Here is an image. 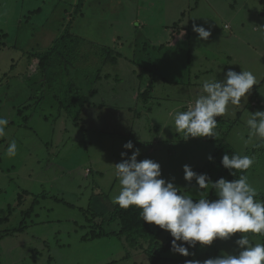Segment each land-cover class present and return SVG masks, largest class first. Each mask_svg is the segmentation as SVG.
Segmentation results:
<instances>
[{"label":"rangeland","instance_id":"1","mask_svg":"<svg viewBox=\"0 0 264 264\" xmlns=\"http://www.w3.org/2000/svg\"><path fill=\"white\" fill-rule=\"evenodd\" d=\"M77 2L0 0V117L9 121L0 137L2 264H150L148 242L90 238L102 222L105 232L119 231L108 220L121 190L115 165L135 148L138 161L158 162L161 178L197 201L200 190L195 179H184V166L198 173L226 136L240 156L254 158L246 176L257 190L255 199L264 196V139L250 136L246 123L252 113L264 111V0H87L76 14ZM69 23L84 40L79 66L71 69V79L58 69L47 82L28 54L46 51ZM194 23L211 30L208 40L198 39ZM97 45L120 54L119 62L105 64ZM229 69L252 72L258 84L217 117L226 122L215 130L219 138L185 140L175 131V115L195 104L205 81H222ZM99 71L111 77L97 80ZM61 81L82 90L93 105L78 126L76 111L67 114L63 96L54 98L66 90ZM151 83V99L141 101L138 93ZM13 140L17 153L9 157ZM128 141L134 149L123 147ZM217 173L207 175L215 181ZM213 191L209 187L203 195L209 198ZM244 235L205 246L197 242L187 257L170 250L160 264L238 255L235 241ZM246 235L253 245L264 244L262 234ZM171 237L165 230L157 243Z\"/></svg>","mask_w":264,"mask_h":264},{"label":"clouds","instance_id":"2","mask_svg":"<svg viewBox=\"0 0 264 264\" xmlns=\"http://www.w3.org/2000/svg\"><path fill=\"white\" fill-rule=\"evenodd\" d=\"M193 32L198 39L208 40L211 30L202 25L193 24ZM258 84L255 75L250 71L236 72L229 69L225 79L205 81L203 93L190 105L187 111L175 115V131L183 133L184 139L197 137L219 138L215 131L217 117H221L229 104L239 105L242 98ZM249 135L264 139V111H256L246 121ZM9 124L6 118L0 117V137ZM247 142V141H245ZM125 149H134L132 141L126 142ZM7 155L14 157L17 144L13 140L7 147ZM140 149L135 148L128 159L115 165L121 190L113 197V203L121 208L137 206L142 209L143 221L158 225L168 231L174 238L172 250L185 257L190 255L189 247L211 245L216 239L227 240L232 234L244 233L235 243L241 249L238 255L223 253L203 262L188 260L186 264H264V244H252L247 233L264 235V202L256 200L257 190L250 185L246 175L228 181L220 178L212 181L207 174H198L189 165L184 166V179L196 180L201 198L194 202L191 196L181 195L173 182L162 177L161 165L151 159L138 161ZM122 157L127 153L122 152ZM212 161L214 157L209 156ZM222 165L236 175V170L246 172L254 164V158L244 155L225 154ZM214 189L217 199L209 200L203 195L205 189ZM182 242V243H178ZM187 244L188 246H184Z\"/></svg>","mask_w":264,"mask_h":264},{"label":"trees","instance_id":"3","mask_svg":"<svg viewBox=\"0 0 264 264\" xmlns=\"http://www.w3.org/2000/svg\"><path fill=\"white\" fill-rule=\"evenodd\" d=\"M87 0H78L77 5H75V13L81 12L82 7L84 6V3H86ZM184 16V14L182 15ZM173 27H178V24H174ZM71 23L68 24V26H65V29L61 33V35L55 39L51 45L46 51L40 52V53H29L28 58L31 60H35V64H37L36 71L45 79H47V82L50 78L55 79L53 76L54 72L56 76L59 74L58 69H61L60 76L64 75L66 79H71V69H76L75 63L77 64L79 62V49L82 45H84V40L80 37L74 35L71 30ZM90 45V44H89ZM96 47V46H93ZM97 48L102 51V56L104 58V63H110L113 65H116L119 62V59L121 56L120 54H116L114 50L111 48H107L105 46H98ZM147 66V65H146ZM35 70V69H34ZM145 71L150 72L147 67L144 68ZM55 76V77H56ZM111 77L109 75H106L105 77L101 76V71H99V74L97 76V80H101L104 78ZM42 81V80H41ZM63 81L59 82V86L61 87V90L65 89L66 87L63 85ZM44 83L42 84V86ZM154 86L153 83H151L145 90H142L138 93V97L141 101H148L151 99V92L153 91ZM63 98H60L62 97ZM91 96V95H90ZM57 100H64L65 104L61 101V106L66 105L65 109L67 110V114L72 111H76L73 120L76 121L75 125L78 126L79 122L82 121V115L83 113L91 108V102L89 101V97L82 92V90L74 89V86L71 85V87L64 91V93L60 96H54ZM44 97H42L43 101ZM77 105V106H75ZM100 107L102 108L103 105ZM72 108H74L72 110ZM187 110V109H185ZM217 119V118H216ZM222 118L217 119V127L219 125H222L226 122H224ZM216 127V128H217ZM216 130V129H215ZM218 139L216 141L217 147L214 150V153L212 157L214 159L212 161L209 160V162L204 166L202 170L198 172V174H208L213 175V173L216 171L217 177L215 181H218L220 178H225L228 181H233L235 179H239L240 175L244 174L247 175V172H241L240 170H236V175H233L232 172L235 170H229L226 169L222 165V157L225 154L232 155L236 154L239 155L236 150L227 142V139L225 138ZM264 142V141H263ZM263 149V148H262ZM255 152V151H254ZM181 195H184L183 192L180 191ZM209 200L217 199V195L215 190L213 191L212 195L208 198ZM262 201L264 202V196H262ZM196 202V201H194ZM31 211V210H30ZM30 211L25 213V216L28 217L30 214ZM142 209L139 207L133 205L128 208H121L118 204H116L110 212L109 219L110 222L118 223L119 225V231L117 233H108L103 230V225L106 224V222H102L101 225L95 226L93 229L94 231L91 232L90 238L98 239L102 237H107L111 235L118 236L120 238L124 237L125 240L128 243L137 244L138 240H143L145 242H148L150 244V249L148 250V256L150 264H160L165 258L163 257L165 253L172 250V240L173 237L169 238L164 245H160L157 243L158 238L160 235L165 231L164 229H161L158 225L151 224L148 222L143 221L141 216ZM97 214V213H96ZM92 217H96V215H93ZM8 219H6L7 221ZM24 229V225L22 224L19 229H15L11 232V235L13 233H17L19 231H22ZM8 233H4V235H7ZM264 236V235H263ZM4 238L1 237L0 240ZM264 238V237H263ZM85 240H88V238L85 236ZM264 242V241H263ZM184 246H188L185 244ZM0 264H2L0 262Z\"/></svg>","mask_w":264,"mask_h":264},{"label":"crops","instance_id":"4","mask_svg":"<svg viewBox=\"0 0 264 264\" xmlns=\"http://www.w3.org/2000/svg\"><path fill=\"white\" fill-rule=\"evenodd\" d=\"M226 27H227V25H226ZM227 28H228V27H227ZM181 31H182V32H181ZM181 31H180L181 33H179V34L177 33L178 36H181V35L183 34V30H182V29H181ZM178 36H176V38H177Z\"/></svg>","mask_w":264,"mask_h":264}]
</instances>
